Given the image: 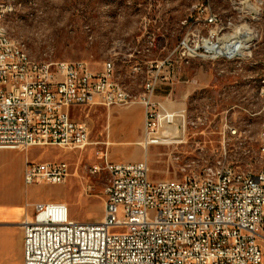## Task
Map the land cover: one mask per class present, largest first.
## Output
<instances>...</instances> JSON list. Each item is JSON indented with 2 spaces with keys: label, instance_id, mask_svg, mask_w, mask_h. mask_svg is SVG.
I'll list each match as a JSON object with an SVG mask.
<instances>
[{
  "label": "built area",
  "instance_id": "2783aa9c",
  "mask_svg": "<svg viewBox=\"0 0 264 264\" xmlns=\"http://www.w3.org/2000/svg\"><path fill=\"white\" fill-rule=\"evenodd\" d=\"M229 1L242 4L233 7L238 16L257 12L253 0ZM212 2H203L201 28L188 32L172 54L147 62L148 76L137 95L116 79L111 60L95 72L85 60H36L28 52H16L3 23L14 13V4L2 8L0 2V149H82L89 144L91 128L72 118V108L134 103L144 107L145 145L183 142L184 111L170 110L156 97L157 87L173 84L183 62L241 57L226 52L229 38L242 28L232 16L213 10ZM176 52L181 61L172 57ZM258 140L264 159V125ZM104 169L108 181L102 219L74 221L64 201L35 204L33 218L24 224V264H264V163L258 170L235 164L223 145L220 157L185 170L181 179L152 180L147 159L113 162L106 157ZM99 170L95 166L92 172ZM69 175L64 161L27 159L24 181L58 185Z\"/></svg>",
  "mask_w": 264,
  "mask_h": 264
},
{
  "label": "rangeland",
  "instance_id": "374dc122",
  "mask_svg": "<svg viewBox=\"0 0 264 264\" xmlns=\"http://www.w3.org/2000/svg\"><path fill=\"white\" fill-rule=\"evenodd\" d=\"M204 1L0 0L14 4V13L3 23L9 37L20 42L32 58L85 60L95 72L111 60L116 79L133 95L143 89L149 71L147 62L172 54L188 32L201 28ZM252 2L257 12L240 16L233 7L242 4L232 5L229 0L211 3L213 10L224 18L232 16L242 28L229 40L237 35L244 47L226 52L228 56L241 55L238 60L196 58L182 63L173 84L162 82L165 87H174L172 94L162 97L168 108L184 111L183 142L145 145L144 121L138 120L131 124L139 133L137 138L112 141L110 134L115 124L108 108H76L74 117L90 125V143L68 152L58 146L34 147L41 155L51 152L45 160L66 162L70 175L64 184L33 186L31 200H65L72 219L101 220L108 181L106 157L113 162L147 159L152 180H175L181 179L185 170L199 169L216 160L225 145L229 161L258 170L264 163L258 152V135L264 125V0ZM179 54L172 57L181 61ZM187 80L190 81L183 82ZM138 104L110 109L123 111ZM225 124L236 133L229 132ZM95 166L100 167L98 173L92 172ZM261 235L264 248V229Z\"/></svg>",
  "mask_w": 264,
  "mask_h": 264
},
{
  "label": "crops",
  "instance_id": "0c3cea01",
  "mask_svg": "<svg viewBox=\"0 0 264 264\" xmlns=\"http://www.w3.org/2000/svg\"><path fill=\"white\" fill-rule=\"evenodd\" d=\"M189 81L190 80L183 82ZM173 89V86L168 88L167 86L165 87L163 84H160L156 89V97L163 100L162 97H164V95H169L170 93L172 94ZM167 91H169L168 94H165ZM110 108H108V113L112 114V119L115 124V128L110 134L112 141L126 142L137 138L139 133L134 129V125L132 126L131 124L136 120L140 123L144 121L145 112L143 105L139 103L137 106L123 111H119V109L116 108ZM75 109L76 107L71 109V116L73 119L77 120L73 115ZM119 114H121V116H119ZM47 147L48 146L41 148ZM33 149L34 147L27 152L12 149H0V264H24V224L27 220L33 218L35 204L49 201L66 202L65 200H58L56 198H47L44 200L38 199L36 201L31 200L33 186L41 184L26 185L24 181V173L27 159L31 162L57 161L45 160L51 152L49 154L46 152V154L41 155L40 153H36ZM62 149H64L65 152H68L67 150H75L66 148ZM125 152V150L120 151L123 156H125Z\"/></svg>",
  "mask_w": 264,
  "mask_h": 264
},
{
  "label": "bare ground",
  "instance_id": "6f19581e",
  "mask_svg": "<svg viewBox=\"0 0 264 264\" xmlns=\"http://www.w3.org/2000/svg\"><path fill=\"white\" fill-rule=\"evenodd\" d=\"M10 4H11V3H10ZM11 7H12V6L9 5V4H4V3H2V8H11ZM240 35H241V34H240ZM6 39L9 40L10 42H12L13 44L16 45V52H18V53H27V52L25 51V49H24V46H23L20 42L14 40V39H11V38L9 37L7 31H6ZM229 41H230V45H228L227 50H228L230 53H233L235 50L242 49V48L244 47L243 44H242V42L239 40V38H237V35H234ZM246 41H247V40H246ZM244 42H245V41H244ZM245 45H246V44H245ZM176 115H177V113H174V114L172 115V117H173V120L177 122L178 119L176 118ZM181 123H182V122H181ZM162 125L164 126V123H163V122H162ZM183 133H184V131L182 130L181 133H180V138H181V136L183 135ZM181 139H182V138H181ZM263 229H264V221H263Z\"/></svg>",
  "mask_w": 264,
  "mask_h": 264
}]
</instances>
